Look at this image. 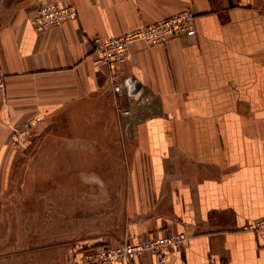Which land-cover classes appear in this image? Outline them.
<instances>
[{
    "label": "crops",
    "instance_id": "1",
    "mask_svg": "<svg viewBox=\"0 0 264 264\" xmlns=\"http://www.w3.org/2000/svg\"><path fill=\"white\" fill-rule=\"evenodd\" d=\"M43 1H70L77 16L37 31L32 17ZM183 10L195 16L193 35L132 45L122 70L138 78L143 98L122 101L131 114L120 116L108 73L93 65L91 39ZM0 78V166L17 162L8 137L29 121L39 142L56 138L63 152L46 158L45 146H35L40 156L28 165L53 173L31 181L57 184L29 192L42 205L21 212L77 211L68 207L81 206L95 184L84 176L113 166L124 146L121 220L112 224L109 212L106 232L85 244L181 231L184 246L165 261L145 252L129 264H264V232L243 229L264 216V0H0ZM99 179L113 198L114 178ZM42 224L50 228L49 216Z\"/></svg>",
    "mask_w": 264,
    "mask_h": 264
},
{
    "label": "rangeland",
    "instance_id": "2",
    "mask_svg": "<svg viewBox=\"0 0 264 264\" xmlns=\"http://www.w3.org/2000/svg\"><path fill=\"white\" fill-rule=\"evenodd\" d=\"M119 115L121 116L120 113ZM11 135L12 133L8 137L9 142ZM38 142L39 136L29 133L20 143L16 145L10 143L11 147L16 149L17 155L14 156H17L18 160L14 165L0 166V264H62L69 261L70 254L84 246L86 241L106 232V217H109L111 212H113L111 215L113 216L112 224H119L122 217L123 199L119 195L122 188L120 180L127 173L128 166L123 163V160L130 153L124 146L123 150L121 148L113 151V166H96L93 169L94 172H89L84 176V183L90 186L91 182H95V184L89 189L91 197H84L81 206L76 203L68 207L73 210L75 206L77 211H71L64 215L43 214L44 218L49 216L50 228L42 224L43 217L40 213L32 214L27 210L21 212L19 209L21 206L42 205L41 198L32 199L29 197V192L35 188H46L48 184L50 189H55L57 184V181H53L54 178L50 176V181L46 185L37 180L36 182L31 181L33 179L30 175L44 174L46 177L53 173L51 171L53 166L28 165L30 159L40 156L42 146H45L46 158H56L63 154L58 150L56 138L43 139L42 143L39 142L41 147L34 152L33 149ZM97 152L99 157H105V150L99 148ZM4 156L8 157V153ZM100 174L103 176L108 174L114 178L113 198H105L106 192L101 189ZM103 188L105 189V187ZM57 204L50 201L48 205L56 207ZM58 215L62 217L59 224L57 223ZM57 225H60L61 228H57Z\"/></svg>",
    "mask_w": 264,
    "mask_h": 264
},
{
    "label": "built area",
    "instance_id": "3",
    "mask_svg": "<svg viewBox=\"0 0 264 264\" xmlns=\"http://www.w3.org/2000/svg\"><path fill=\"white\" fill-rule=\"evenodd\" d=\"M77 9L70 1H43L35 6L32 17L33 26L37 31L59 26L75 19ZM196 31L195 16L190 10H183L160 18L152 23L140 24L133 29L115 36L93 37L91 39L93 65L105 69L112 91L119 102V113L123 117L131 114L130 105H122V101L130 103L135 98H143L140 89L135 90L139 81L132 74L125 75L123 65L131 58L132 45L141 42L146 46L165 43L170 38L184 34H194ZM3 81L0 78V89ZM29 121L22 128H13L10 143H20L31 130ZM243 229L252 232H264V216L247 221ZM187 240V235L181 231L166 234L141 236L136 240L126 239L114 244L89 243L80 247L79 254L73 259L74 264H114L117 262L129 264L145 252L156 255L159 262L167 259L169 251L180 250Z\"/></svg>",
    "mask_w": 264,
    "mask_h": 264
}]
</instances>
